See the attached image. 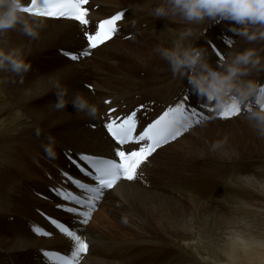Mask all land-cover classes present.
Returning <instances> with one entry per match:
<instances>
[{"label":"bare ground","instance_id":"obj_1","mask_svg":"<svg viewBox=\"0 0 264 264\" xmlns=\"http://www.w3.org/2000/svg\"><path fill=\"white\" fill-rule=\"evenodd\" d=\"M119 1L93 0V6H98L99 9L98 11L92 10L90 14L92 25L119 10L127 9L124 20L119 24V32L123 35L128 28L134 25L133 15L140 12L154 17L152 10L160 3V0H129L130 3L123 8L120 6L121 8L108 11L113 3ZM31 17L44 25L38 38H30L19 31H12L7 36L0 37V45L8 48H22L27 60L35 61L38 65L34 70L39 76L25 79L23 74L17 75L10 72V76L5 80V96L15 104L21 105L27 118L34 120L36 127L33 131L39 129L40 141L47 144L49 137L55 138L56 151L57 149L65 153L73 151V156L80 153L108 156L112 154V151L109 139L104 136L105 129L102 125L108 121V111L111 108L116 109L113 116H117L121 113H128L139 105H145L141 114H145V119L149 118L146 119L148 122L168 105L180 100V95L186 89H190L186 79L173 77L169 65L152 59L149 62L140 60L141 65L149 67L144 76L145 79L140 74L134 75L128 71H120L121 77L119 78L123 85L118 86L109 80L102 63L107 61L106 63L109 64L112 60L118 59L119 54L116 47L126 51L128 48L125 43L115 42L117 39L115 37L94 50L93 59L84 58L80 60V63H73L64 57L62 51L79 52L86 47L78 23ZM150 23L151 21L149 25ZM166 24L170 25V23ZM219 24L209 21L203 27L208 30V40L213 41V35L219 31L218 28L214 30V27ZM225 25L229 26L227 22ZM225 29V35L232 43L234 37L227 28ZM156 30L160 29L156 28ZM209 30L213 31L212 34H209ZM178 31L163 30L155 31L153 34L160 40L170 41L175 40ZM216 36L218 37V32ZM196 39L193 38L190 43L204 48V44ZM214 42L218 44L226 58L232 51L242 50L241 44L235 41L237 45L232 49H229L228 45L223 42H216L215 39ZM107 49H109L108 53ZM204 49L207 55H210V62L214 66L218 65L220 61L213 51L208 47ZM110 54H113L112 57ZM261 55H264V51ZM63 58L68 62H64ZM85 59L88 61H83ZM161 74L162 76L158 77L155 83L150 81L156 75ZM258 75L253 73V78L264 83V72H261V76ZM57 80L61 83L67 80L63 85L69 89L67 97L69 100L76 93H83L91 102L98 105L99 115L96 118H88L84 113H78L72 104H68L64 109H57L55 107L56 95L45 98L48 93H54L53 85ZM136 84L138 85L135 86ZM191 97L194 101L198 100L192 92ZM41 99H46V101L38 102ZM109 100L111 104L105 103ZM244 123L254 130V133L241 130L238 132L239 138L246 139L253 136L250 142L251 147L256 146L258 141L264 144V136L259 135L249 124L245 113L229 121L212 119L209 123H202L190 130V137L187 133L162 148L168 150L166 148L174 144L195 142L196 147L192 149V153L202 152L203 155H212L215 158L214 161L201 165L200 174L163 170L162 165L157 161V155L161 152V149H158L141 166L137 180L121 181L115 189L108 192L104 202L107 200L109 203L107 207L116 208L117 211L112 216L108 214L103 219L100 218L98 226L103 228L102 232H94L87 228L84 230V227H77L74 224L77 233L90 244L88 253L81 258V264H206V259L202 262L197 261L191 250L195 247L198 250L197 246L201 244H205L208 252L221 258L224 262L222 264H264V163L258 166V170L257 167L235 166V161L244 156L240 148H243L241 146L245 144H241L240 140L234 137L231 128L240 127ZM203 125L213 126L215 130H218L217 134L214 131H205L206 127ZM93 126L99 128L95 127L96 131H93ZM216 136H219V139H216ZM225 139L227 142L222 151L227 155H222L221 151H210L212 142ZM11 150L18 153L11 152ZM35 154L30 147L22 148L21 144L20 146L7 145L3 150L4 162L8 163V170L15 168L12 172L23 177L19 182L25 183L29 180L36 185L34 186L38 191H41L40 194L45 195L48 186L44 183L40 184V180L35 181L34 175L29 174V172L33 173L34 168L31 167L32 165L29 166L30 163L34 162V165H37L40 161L37 156L35 159ZM27 157L28 161L25 163L24 160ZM57 166L52 165L49 177L54 179L60 174V179L63 181L62 170ZM44 172L48 174L50 171L44 170ZM19 182L17 180V183ZM9 199L0 202V210L3 213L11 210L12 203L11 198ZM57 204L53 207L47 206L46 209L54 212ZM14 205L16 204L13 202L12 209ZM25 209L33 221L32 226L37 224L48 226L41 215L30 211L27 204ZM97 217L98 214H95L91 228L93 225L97 226L96 223L93 224L95 219L98 221ZM67 223L73 225L71 222ZM32 226L28 241H23L24 239L21 241L18 237L6 240L0 233V264H48L41 254L42 251H71L72 242L69 238L54 231H52L54 234L51 238L37 237ZM12 229L11 234L14 233V228ZM119 234H122L120 235L121 240H117L115 236ZM190 237L194 240L188 241L187 238ZM173 239H182L183 243H177ZM34 243L37 245L34 246ZM50 244L58 248H48ZM28 250L33 251L29 253ZM2 253L5 256L1 255Z\"/></svg>","mask_w":264,"mask_h":264},{"label":"clouds","instance_id":"obj_2","mask_svg":"<svg viewBox=\"0 0 264 264\" xmlns=\"http://www.w3.org/2000/svg\"><path fill=\"white\" fill-rule=\"evenodd\" d=\"M27 7L26 0H0V37L19 31L27 37L38 38L44 25L24 11ZM152 15L189 26L208 21L227 22L228 30L246 43L264 44V0H160ZM195 35L193 27H185L178 31L170 47L158 45L154 52L167 62L173 77L186 79L191 92L216 115L244 109L246 120L264 136V83L253 78V73L264 72V55H261L264 49L252 46L234 50L214 66L204 48L187 42ZM31 67L22 48L0 45V72L21 75ZM53 91L57 96V109L72 104L78 113L88 118L99 115L98 105L83 93L78 92L69 100V89L59 80L54 83ZM37 134H40L39 129ZM226 142V139L212 142L210 151L227 155L222 151ZM43 147L49 158L56 157L54 137H49Z\"/></svg>","mask_w":264,"mask_h":264},{"label":"rangeland","instance_id":"obj_3","mask_svg":"<svg viewBox=\"0 0 264 264\" xmlns=\"http://www.w3.org/2000/svg\"><path fill=\"white\" fill-rule=\"evenodd\" d=\"M132 2L133 1H131V3ZM127 3H130L129 0L128 1L120 0L117 3H113L112 6L108 9V11L110 9H118L120 6L123 8L124 6H126ZM132 4H135V3L133 2ZM96 7H98V6H96ZM132 19H133L134 25L132 27L128 28L124 32L123 35L117 37V40L115 41V42L121 41L122 43H125V45L128 49L126 51H122L116 47V49H117L116 51L119 54L118 59L112 60L109 64H107L108 63L107 61H106L107 63L101 62L104 65L103 68H104V71L107 73V75H108L107 77L109 78V80L112 83L117 84L118 86L123 85L121 78H119V77H121L120 71H128L129 73H132L134 75L140 74V76L143 77V79H145L144 76L147 74V69L149 67L146 68L144 65H141L140 60H143V61L147 60L149 62L152 59L154 61L164 62L163 63L164 65H168L167 62L162 60L159 57V55L154 52V49L158 45H162L164 47H170L174 40H170V41L160 40L153 34V32H155V31H157V32L163 31V30L164 31H167V30H172V31L174 30L175 31V30H181L185 27H193L196 31V35L189 38V41H187V42L192 41L193 38H197L196 40L203 43L205 46L204 48H206L207 46H209V41L211 40V39L210 40L207 39L208 30L203 29V27L206 26L209 21L205 22L204 24H201V25L189 26V25H185V24H181V23H172L171 21L169 22V20L155 18V17H152L148 14L146 15V14H142L140 12H137L135 15H133ZM140 19H141V21H140ZM142 19H144V20H142ZM150 19H152V20H150ZM146 20L148 21V23ZM150 21H151V23L149 25ZM166 23H170V25H167ZM225 23L226 22L220 23L218 26L214 27V30L216 28L219 29V31H217L218 37L216 36L217 32L213 35L214 36L213 38L216 40V42L217 41L223 42L224 40H227V42H229V38L225 35L226 34ZM143 24H145V25H143ZM214 24H218V23H214ZM156 28H159L160 30H156ZM147 30H148V32H147ZM204 30H206L207 33ZM212 32H213L212 30H209V34H212ZM230 33L234 37V41L237 42L238 44L239 43L241 44V46H242V47H240L241 49L246 48V47H252V46L264 49V44H260V43L248 44L242 38L234 35L232 32H230ZM127 34H129V35H127ZM14 36H16V35H14ZM122 36H125V37H122ZM176 37H175V39H176ZM214 39H212V40L214 41ZM234 41L232 40V43ZM235 42H234V44H235ZM205 43L207 46L205 45ZM227 44L228 43H226L225 45H227ZM236 45L237 44H235L233 46L236 47ZM114 47H115V44H114ZM106 52L108 53L109 49H107ZM103 55H105V54H103ZM110 55L112 57L113 54H110ZM208 58H210V55L208 56ZM91 59H93V54L89 60H91ZM62 60L64 62H68L64 58ZM28 61L31 62V60H28ZM83 61H88V60L85 59ZM31 63H32L31 64L32 65L31 70L29 72L23 74L25 79L26 78H33L35 76H39L37 74V72L34 70L35 68L38 67V65L35 64V61H33ZM151 63H153V61ZM144 69H145V71H144ZM257 74H259L258 76H261V72L257 73ZM9 76H10V72H0V172H1L0 176L2 175L0 177L2 179V180L0 179V202H2L4 200H10L9 198H11L10 202L12 203V207H13V202L16 205H14L15 207L13 209L11 207V210H9L8 213H3V211L0 210V229H1L0 233L3 235V238L6 240H11V238H13V237H18L19 239H21V241L23 239H24L23 241H28L27 238H28L29 231L31 229L33 221L25 209L26 204L28 205L30 211L36 215H38L37 214L38 212L36 213V211H38L39 207L45 208V211H46V208H48L47 205H49V204L45 201H42L40 198L36 197L37 196L36 191H38V190L35 187L36 185L33 184V182H31L29 180L25 181V183L19 182V180L23 179V177L16 175L12 172V171H15V168L10 169V171L8 170L9 169L7 166L8 163L6 164L4 162V156H3V150L5 149V146H7V145H17V146L19 145L20 146V144H21L22 148L28 149V147H30L31 150H34V154L36 153L34 156L35 159L37 156V159L40 161L37 162V165L36 164L34 165V162L30 163V165H29V162H28L29 166L32 165L31 167H34L32 169L33 173L29 172V174L34 175V179H36L35 181L40 180L41 181L40 184L44 183L47 186L50 184L54 185L52 183L49 184V182H55L53 177H50L52 179H48L46 177L48 175H51L53 164L58 165L57 168L63 167L64 170H67L69 168V165L67 164L68 161L66 160L64 154L59 149H57V151H56L57 155L54 159L49 158L46 155V153L44 151V147H43V145H45V142L40 141V134L38 135L37 131H33V130H35V127H36L34 120L27 118L25 113L22 111L21 105L15 104V102H13L11 99H8V97L5 96V92H6L5 91V87H6L5 80ZM160 76H162V74L156 75L150 81L155 83L157 81V78ZM66 81L67 80H65L62 84L66 83ZM137 85L138 84H136L135 86H137ZM52 95L54 96L55 93H52V92L48 93L45 98L52 96ZM45 101H46V99H41V101H38V102H45ZM93 127H96V126H93ZM203 127H206V128H204V129H206L205 131H212V132L214 131L217 134L218 130L217 129L215 130L213 128V126L210 127L208 125L207 126L203 125ZM91 128H92V126H91ZM96 128L98 129L99 127H96ZM241 130L251 131L252 134L254 133V130H252L246 123L240 125V127L236 126L235 128H231V131H232V134L234 135V137H236L238 140H240L241 144H245L241 147L247 148L246 150H244L243 148H240L241 152L244 153V156H241L242 159L239 158L235 161V164H236L235 166L236 167L244 166V167H248V168L257 167V170H258V166L261 165L262 163H264V144H262L260 141L257 140L258 141L256 143L257 145L256 146L254 145L253 147H251L250 142H251V139L253 138V136L250 138L247 137L246 139L245 138H239L238 132ZM28 131L30 134L28 133ZM93 131H96V129H94ZM189 135H188V137H190ZM249 135H251V134H249ZM216 139H219V136H216ZM195 147H196L195 142H189L188 144H186V143H182V144L178 143L177 145L174 144V146L167 147L166 149H168V150H166V151H162L164 149H161L162 152L157 156V161L159 162V164L162 165V169L167 170V172H178L179 171L180 173H185V174H188V173L193 174V172H195L198 175V174H200L199 170L201 168V165L205 164V162L214 161L215 158H213L212 155H203L202 152L192 153V149ZM16 150H19V149H16ZM11 152L18 153L15 150H11ZM27 161H28V157L24 160V162L27 163ZM247 163H249V164L247 165ZM257 163H258V165H257ZM21 164H22V162H21ZM227 164H230V163H227ZM165 167H168V168H165ZM44 170L45 171L49 170L50 172L48 174H46L44 172ZM15 177H16V179H15ZM5 178H6V180H5ZM8 179H9V181H8ZM17 180L19 183H17ZM5 181H7V182H5ZM57 181H61V179L59 180V175L57 176ZM15 184H16V187H15ZM56 184L58 185V182ZM17 189H19V190H17ZM38 193H41V191H38ZM5 196H6V198H5ZM15 201H16V203H15ZM21 201H23V202H21ZM44 202L47 205H45ZM108 204L109 203L106 200L102 204L99 212L96 213V214H98V217H97L98 221L95 219V222L93 224L96 223L97 226L93 225V228H91L92 227L91 223L93 222L92 220H91L90 225L87 227H85L83 225H76L77 223L75 224V226L82 227V228L84 227V230H86V228L89 230L92 229L94 232H99V231L103 230V228L98 226L100 218L103 219V217H106L108 214H109V216H112L117 211L116 208H113V209L108 208L107 207ZM32 208H33V210H32ZM34 208L36 209L35 211H34ZM22 210H23V212H22ZM52 212H50V213H52ZM65 220L67 222L73 223L71 220H67V219H65ZM27 222H28V224H27ZM9 224H10V226H12L14 228V233H12V234H11L12 227L8 226ZM2 225H3V228H1ZM94 226H96V228ZM120 235H122V234L115 235L117 240H121L122 236H120ZM173 240L176 241L177 243L178 242L183 243L182 239L181 240L180 239H173ZM187 240L193 241L194 238L190 237V238H187ZM173 243H175V242H173ZM35 244L36 243H34V246H35ZM52 245L53 244H50V246H52ZM50 246H47V247L51 248V249L54 248V247H50ZM29 247H32V246H29ZM197 247H199L198 250H196L197 249L196 247L191 248V250L194 253L193 256L196 257L197 261L202 262L204 259H206L207 260L206 264H222V263H224L223 261H221L222 260L221 258L216 256L215 254H211V252H208L205 248V244H201V246H197ZM56 248H58V247L55 246L54 249H56ZM28 251H29V253H31L33 250H28ZM209 254H211V255H209ZM1 255L5 256L4 253H2ZM4 263H6V261H4Z\"/></svg>","mask_w":264,"mask_h":264},{"label":"snow or ice","instance_id":"obj_4","mask_svg":"<svg viewBox=\"0 0 264 264\" xmlns=\"http://www.w3.org/2000/svg\"><path fill=\"white\" fill-rule=\"evenodd\" d=\"M89 0H30V4L24 10L27 14L53 18L68 22H78L83 33L86 47L79 52L65 51L64 55L71 61H78L81 57L92 55V50L98 49L117 33V22L123 18V12H118L108 19L100 21L96 25L95 32L87 31L89 25L88 5ZM231 43V42H229ZM215 51V46H212ZM219 61L223 60V55L215 52ZM111 104V101H105ZM139 109L132 111L127 116H113L115 108L109 110V119L102 125L106 129L104 134L109 139V146L112 157L102 154H78L77 167L79 171L88 178L90 183L73 178L68 173H64L66 180L73 185L78 192L56 190L57 195L65 202L75 206L57 204L63 212L72 214L81 219V225H87L92 213L96 210L99 202L105 193L115 189L121 181H135L139 178L138 170L148 161V158L161 146L176 140L192 126L207 119L202 113L194 108L190 111L186 109L184 103H177L174 107H169L157 119L137 133L136 113ZM239 111H229L220 115L222 119H230L239 115ZM193 117H198L193 119ZM138 145L135 150L124 149L125 145ZM76 163V161H73ZM90 194V195H88ZM50 224L58 230L60 234L69 238L71 243L70 254L60 255L58 252H45L49 259H55L59 264H79L80 259L89 251V244L82 239L76 230L66 226L65 223L52 217H48ZM35 232L44 237H50L52 233L35 228Z\"/></svg>","mask_w":264,"mask_h":264}]
</instances>
